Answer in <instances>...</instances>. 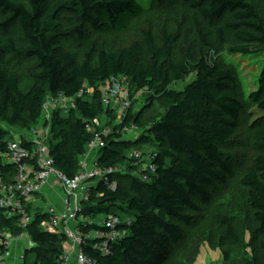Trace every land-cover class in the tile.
<instances>
[{"label": "trees", "instance_id": "16d2710c", "mask_svg": "<svg viewBox=\"0 0 264 264\" xmlns=\"http://www.w3.org/2000/svg\"><path fill=\"white\" fill-rule=\"evenodd\" d=\"M149 9L179 13L193 45L181 54L175 52L178 31L163 34L159 41L143 31L139 41L116 50L105 51L89 42L79 48L81 59L60 47L73 38L84 41L86 27L93 32L125 29ZM204 50L264 56V0H150L149 5L139 0H0V180L10 182L14 171L1 162L11 130L32 131L47 99L57 94L75 98V106L67 114L53 113L49 155L54 168L73 179L92 137L91 123L105 114L103 88L111 79L123 78L130 98L145 92L147 103L139 113L130 108L118 123H107L111 131L97 164L103 169L119 167L121 172L90 189L83 216L93 223L80 224L79 229L85 234L102 232L94 220L109 215L129 217L131 225L118 228L126 235L108 245V255L93 250L97 239L83 251L96 264H166L182 241L183 226L192 225L213 191L232 176L233 163L225 149L239 127L240 85L231 68L209 62ZM10 55L34 61L26 87L25 77L7 65ZM189 76L192 80L182 91L171 90L173 83ZM79 91L83 97H76ZM154 102L160 103L163 115L145 117ZM249 103L258 113L250 124L256 157L239 184L246 190L255 225L248 264H264V63ZM106 115L115 116L111 110ZM130 127L139 132L137 139L124 138ZM145 149L155 168L148 181L134 175L137 168L127 157ZM43 219L37 215L23 231L16 219L0 210V258L7 252L3 236L24 234L33 246L24 251L21 264H63L67 240L63 234L42 230ZM217 222L236 244L230 225L224 219Z\"/></svg>", "mask_w": 264, "mask_h": 264}, {"label": "rangeland", "instance_id": "374dc122", "mask_svg": "<svg viewBox=\"0 0 264 264\" xmlns=\"http://www.w3.org/2000/svg\"><path fill=\"white\" fill-rule=\"evenodd\" d=\"M139 1L146 5L150 4V0ZM181 18L179 13L173 14L149 9L140 18L129 22L125 29L114 31L109 27H103L98 32H93L86 27L87 37L84 41H78L73 38L62 41L60 47L63 51L76 53L81 59L79 48L85 47L89 42H94L97 47L105 51H111L139 41L143 31L150 32L158 41L163 34L176 33L178 31L179 36L175 45V52L183 54L193 45V36L191 31L185 25H182ZM67 23L73 24L74 21L69 20ZM203 56L209 62L219 61L231 68L235 72L240 85L239 99L243 109L240 113L239 127L225 149V154L233 163L232 176L224 186L213 191L209 204L202 205L201 212L193 216L192 225L190 227L183 226L182 241L173 249L166 264H248L251 260L249 245L255 225L253 213L246 203V190L240 186L239 182L244 175L245 169L253 163L256 157L251 148L250 124L258 113L249 103V95L257 88L264 56H239L229 52L216 55L209 50H204ZM6 63L10 68L17 70L25 77L24 87H26L28 85V75L34 72L35 69L34 61L25 59L22 56L10 55L7 56ZM121 79L124 84V79ZM191 80L192 76H189L183 81L173 83L170 88L173 91H182ZM106 88L107 84L103 90ZM90 92L89 90V95ZM148 95L143 92L130 98V108L133 114L139 113L144 109ZM159 104V102H154L152 107L144 112L145 117L159 118L162 116L164 111ZM117 118L112 115L108 122L112 120L116 124L120 121ZM11 132L14 135L18 134L17 129H12ZM138 133V131L127 130L124 133V138L129 140L137 139ZM146 150L139 151L147 152ZM40 202L42 208L38 207V211L44 212V209L48 206L46 195H41ZM56 207L58 206L56 205ZM220 219H224L232 228L238 239L236 244L227 235L225 227L217 222ZM103 220L104 217L101 216L96 218L94 222L100 226ZM15 241L18 242H16L17 244L20 243L23 253L28 249L27 246L30 242L28 236L25 235L20 239H10L8 241L9 246ZM11 257H13V254H11L9 247L3 261L9 260Z\"/></svg>", "mask_w": 264, "mask_h": 264}, {"label": "built area", "instance_id": "2783aa9c", "mask_svg": "<svg viewBox=\"0 0 264 264\" xmlns=\"http://www.w3.org/2000/svg\"><path fill=\"white\" fill-rule=\"evenodd\" d=\"M121 78H113L103 92L102 105L105 114L92 121L90 130L92 137L86 145V151L80 161V169L75 177L68 180L54 168L53 159L49 155V139L52 130V116L54 112L67 114L75 106V98H66L63 94L49 97L43 106L39 123L32 131H18L12 133L7 141V151L2 158V165L12 166L14 171L10 182L0 180V210L8 219H16L18 227L26 231L37 215L43 216L40 228L52 234H63L67 240L63 256L64 263L69 264L71 253L74 254L76 264H96L84 251L89 241L97 239L92 245L93 250L101 255L109 254L110 243L126 235L119 227L131 225L129 217L109 215L100 225L104 231L85 234L80 231V224L91 225L93 221L83 216V204L89 199L90 189L99 182H106L108 175L121 172V168L103 169L97 164V154L104 146V139L109 135L111 126L107 125V111L114 112L117 119H121L130 109V95ZM79 91L76 97H83ZM127 130L136 131L133 127ZM29 145L30 149L24 146ZM137 168L136 177L148 181L155 173L148 152L132 151L127 155ZM41 195L57 198L58 207L49 203L44 212L41 207ZM42 208V207H41ZM4 235V246L9 249V240L20 239ZM4 256L0 264H4Z\"/></svg>", "mask_w": 264, "mask_h": 264}, {"label": "crops", "instance_id": "0c3cea01", "mask_svg": "<svg viewBox=\"0 0 264 264\" xmlns=\"http://www.w3.org/2000/svg\"><path fill=\"white\" fill-rule=\"evenodd\" d=\"M47 198V197H46ZM47 200V199H46ZM48 200H49V203H51L52 205L54 206H58V201L53 198V197H50L48 196ZM47 200V201H48ZM30 241V240H29ZM17 241H15L14 243H12V245L10 246V251H11V254H13V257L9 258V260H6L4 262V264H21V261H22V255H23V250H22V246L19 244L16 243ZM33 246V244L31 243V241L29 242V245L27 246V248H31ZM68 263L69 264H76L75 262V258H74V254L71 253L69 255V259H68Z\"/></svg>", "mask_w": 264, "mask_h": 264}]
</instances>
